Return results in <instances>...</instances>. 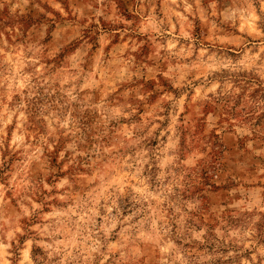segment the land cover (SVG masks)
I'll use <instances>...</instances> for the list:
<instances>
[{
	"label": "rangeland",
	"instance_id": "1",
	"mask_svg": "<svg viewBox=\"0 0 264 264\" xmlns=\"http://www.w3.org/2000/svg\"><path fill=\"white\" fill-rule=\"evenodd\" d=\"M0 141V264H264L261 0H0Z\"/></svg>",
	"mask_w": 264,
	"mask_h": 264
},
{
	"label": "clouds",
	"instance_id": "2",
	"mask_svg": "<svg viewBox=\"0 0 264 264\" xmlns=\"http://www.w3.org/2000/svg\"><path fill=\"white\" fill-rule=\"evenodd\" d=\"M102 2H103V0H101V3ZM175 2H176V0H173V3H175ZM261 4H262V6H264V0H261ZM57 7H59V5H57ZM100 14H102V13H99V12L97 13V15H100ZM233 15H235V13H233ZM252 19L255 20V19H257V17L253 16ZM157 30L159 31V29H157ZM160 34L163 35L162 32ZM158 47H164V46L161 45V46H158ZM175 47H176V45L174 43L173 44H169L167 46V50H168L169 55H172L173 54L171 50L173 48H175ZM180 80L183 81L184 80V77L181 76L180 77ZM175 86H179V84H177ZM220 87L221 86L219 84L213 83L210 87H205L204 89H197V93H198V95H201L202 94V98H207L209 93H212L214 95H220L221 93H218L217 92V89H219ZM140 98L143 99V97H140ZM181 110H182V108H181ZM209 119H211V117H209ZM10 120H11V117H9V121ZM21 139H22V137H20V136H16L15 137V140H21ZM178 142H179V136L178 135H175L172 138V141H171L172 146L175 147L178 144ZM0 143H2V141H0ZM69 147H73V146L70 145ZM52 148H54V145L50 144L49 145V149H52ZM63 156H64V153L61 152L60 153L61 159L63 158ZM0 163H2V162H0ZM187 163L188 164H192L193 163V160L192 159H189L187 161ZM67 183H68V180H67V178H65L64 181L62 182V184L60 186L62 187L64 184H67ZM45 187H47V185H45ZM2 188H3V186L0 185V189H2ZM0 198H2V192H0ZM26 211L27 210H25V212ZM40 234L41 235H48V233L44 229H40ZM28 243L31 244V241H29ZM0 247H4V245L0 244ZM45 247L51 248L52 246L51 245H46ZM25 259H27V253H25ZM29 264H31V262H29Z\"/></svg>",
	"mask_w": 264,
	"mask_h": 264
}]
</instances>
